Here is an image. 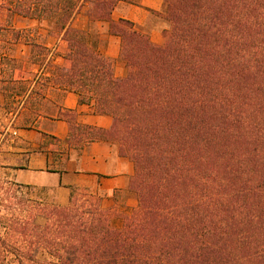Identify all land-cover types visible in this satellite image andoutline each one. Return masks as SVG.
Returning <instances> with one entry per match:
<instances>
[{"label":"trees","instance_id":"obj_1","mask_svg":"<svg viewBox=\"0 0 264 264\" xmlns=\"http://www.w3.org/2000/svg\"><path fill=\"white\" fill-rule=\"evenodd\" d=\"M123 1L139 2L0 0V51L25 44L36 66L18 76L23 60L0 53L13 121L30 128L74 91L113 119L88 141L133 165L108 207L83 190L57 206L0 185V264H264V0H162L159 45L112 19ZM97 23L119 38L116 59ZM73 129L64 150L81 148ZM126 194L133 207L119 204Z\"/></svg>","mask_w":264,"mask_h":264},{"label":"crops","instance_id":"obj_2","mask_svg":"<svg viewBox=\"0 0 264 264\" xmlns=\"http://www.w3.org/2000/svg\"><path fill=\"white\" fill-rule=\"evenodd\" d=\"M161 7L162 0H139L138 4L123 1L115 6L111 17L132 21L159 45L161 31L148 24ZM76 20L81 22L79 26L86 25L85 18ZM97 26L109 40L101 52L111 59L117 58L119 38L107 34L106 24L97 23ZM60 111L70 112L64 118L58 114ZM112 123L110 115L95 112L91 104L80 103L78 95L68 90L58 98L50 113L41 116L30 128H10L9 145L0 149V169L7 180L42 190L48 203L64 206L69 202L71 190L77 189L100 196L103 206L108 207L113 204V194L125 189L133 165L119 156L109 141H88V130H107ZM71 126L72 137L80 140L81 148L64 150Z\"/></svg>","mask_w":264,"mask_h":264},{"label":"rangeland","instance_id":"obj_3","mask_svg":"<svg viewBox=\"0 0 264 264\" xmlns=\"http://www.w3.org/2000/svg\"><path fill=\"white\" fill-rule=\"evenodd\" d=\"M83 18V17H80ZM152 21H149L148 26H150L151 24L153 26H155L156 28H158L161 31V27H162V20L160 19V17L157 15V12L153 14V16H151ZM81 22L79 20H76L75 24L79 25ZM106 24V23H103ZM21 26H24L25 24L21 23ZM31 26H35V23L30 24ZM147 26V27H148ZM107 27V25H106ZM41 32L43 33V35H46V31L44 30L43 27H41ZM97 30L100 32V43H99V47L100 50L101 48H103L107 42L109 41L105 34H103L101 27L97 26ZM148 34V33H147ZM149 36V34H148ZM150 38V36H149ZM45 39L47 41L53 42L55 40V36L53 35H47L45 37ZM163 41V38H162ZM5 53L9 56L12 57H18L21 60H23L22 62L25 63V68L23 69L22 73L18 74L23 76L24 78H29L32 75L28 72V71H32L36 69L35 65H32L28 60H27V54H28V47L25 44L22 43H17V44H13L11 46H7L5 47L2 51H0V53ZM116 59V58H115ZM57 61H59V63L63 62V60L61 58H58ZM115 71L118 74H121L123 71V68L120 64V62H116L115 63ZM4 98L0 93V149H3L4 147H6V145H9V130L11 127H19L20 123L19 120L13 121V117L14 115L10 112L9 109H6L4 106ZM7 178L4 174V172L0 169V185H4L5 182H7ZM43 191L40 189H35L33 187H23L22 189H20V193L18 194L21 197H27V198H38V199H42L43 201L47 202V200H45V197L43 195ZM119 204L121 206H128V207H133L136 204L135 198L132 194H126L123 196L122 201L119 202ZM0 213H3L5 215H8L10 213L9 210L7 209H2L0 207ZM0 233H1V228H0Z\"/></svg>","mask_w":264,"mask_h":264}]
</instances>
